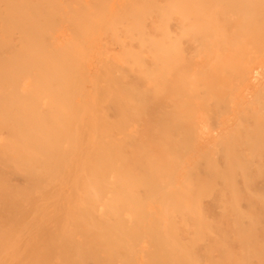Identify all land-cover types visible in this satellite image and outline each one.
I'll use <instances>...</instances> for the list:
<instances>
[{
	"label": "bare ground",
	"instance_id": "1",
	"mask_svg": "<svg viewBox=\"0 0 264 264\" xmlns=\"http://www.w3.org/2000/svg\"><path fill=\"white\" fill-rule=\"evenodd\" d=\"M4 167L0 264H264V0H0Z\"/></svg>",
	"mask_w": 264,
	"mask_h": 264
},
{
	"label": "rangeland",
	"instance_id": "2",
	"mask_svg": "<svg viewBox=\"0 0 264 264\" xmlns=\"http://www.w3.org/2000/svg\"><path fill=\"white\" fill-rule=\"evenodd\" d=\"M0 169H7V167ZM15 174L14 169L0 171V223L12 221L14 227L22 224L27 219L26 215L29 213L28 208H30L29 203L32 201L28 193V187L22 188L19 193H16L15 188L7 185L6 181L12 179V182L17 186H26L19 184L23 182L16 180ZM18 195L21 200L17 198Z\"/></svg>",
	"mask_w": 264,
	"mask_h": 264
}]
</instances>
